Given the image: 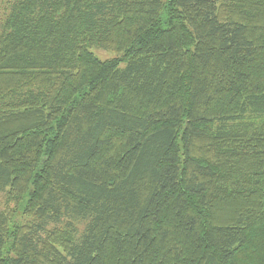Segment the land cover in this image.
I'll return each mask as SVG.
<instances>
[{"label":"trees","instance_id":"16d2710c","mask_svg":"<svg viewBox=\"0 0 264 264\" xmlns=\"http://www.w3.org/2000/svg\"><path fill=\"white\" fill-rule=\"evenodd\" d=\"M4 1L0 264H264V0Z\"/></svg>","mask_w":264,"mask_h":264},{"label":"rangeland","instance_id":"374dc122","mask_svg":"<svg viewBox=\"0 0 264 264\" xmlns=\"http://www.w3.org/2000/svg\"><path fill=\"white\" fill-rule=\"evenodd\" d=\"M6 7H7V3H5L4 0H0V23H1V20H2V16L6 10ZM94 53L100 57L102 60H106V59H109V58H113L115 57L116 55L111 52V51H106V50H103V49H99V48H95L93 49ZM3 203H4V195L2 193H0V209L3 208ZM82 227L83 225H79V229L80 231H82Z\"/></svg>","mask_w":264,"mask_h":264}]
</instances>
